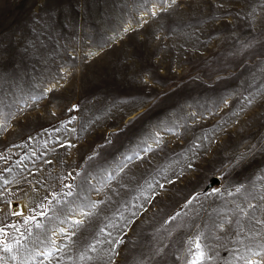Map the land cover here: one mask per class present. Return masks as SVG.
Segmentation results:
<instances>
[{
  "label": "rangeland",
  "instance_id": "374dc122",
  "mask_svg": "<svg viewBox=\"0 0 264 264\" xmlns=\"http://www.w3.org/2000/svg\"><path fill=\"white\" fill-rule=\"evenodd\" d=\"M0 124V264H264V0H0Z\"/></svg>",
  "mask_w": 264,
  "mask_h": 264
},
{
  "label": "snow or ice",
  "instance_id": "6c2138e0",
  "mask_svg": "<svg viewBox=\"0 0 264 264\" xmlns=\"http://www.w3.org/2000/svg\"><path fill=\"white\" fill-rule=\"evenodd\" d=\"M152 14L155 15L156 13L153 12ZM2 127H3V125L0 124V128H2ZM147 150H150V149H146V151ZM129 159H131V157H129ZM4 182L5 183H8V181H4ZM68 187H71V186H68ZM237 191H239V189H237ZM66 195L71 196L72 193L69 191L68 193H66ZM92 206L95 207L94 204ZM249 207H252V205H249ZM240 211L241 212H244V209H240ZM13 214H15V215H22V213H20V212H15ZM40 215H45V214L42 212V213H40ZM32 221H35V217L34 216L24 217V224L27 225V224H29ZM257 222L260 223V221H257ZM81 223H82V221H79V220L74 221V224L75 225H79ZM9 227L15 228V230L17 232L20 231V229L19 228H16L15 225H9ZM35 227L36 228H40V227H42V225L39 224V223H35ZM218 227L223 228V224L218 225ZM61 231H63V230L61 229ZM22 239H23V234L20 237H18V238L15 239L14 244L8 243L7 242V233L4 231V228L0 227V248H2V250L4 252H7V253H10L11 254L13 252V250H14V246L23 247V245L21 244ZM117 243H119V241H117ZM195 248H196V252L192 254V260L189 262V264H201V262L203 260H206L207 259L204 251L201 249V246H200V243H199V239H197L195 241ZM248 251L251 252L252 256H264V245H261L260 246V251L259 252L253 251L252 249H248ZM44 255L46 257L48 255H51V251H49L47 253H44ZM11 258L13 260L16 259L15 256H12ZM241 259H244L245 264H262L261 261H253V260L248 259L247 257H241Z\"/></svg>",
  "mask_w": 264,
  "mask_h": 264
},
{
  "label": "bare ground",
  "instance_id": "6f19581e",
  "mask_svg": "<svg viewBox=\"0 0 264 264\" xmlns=\"http://www.w3.org/2000/svg\"><path fill=\"white\" fill-rule=\"evenodd\" d=\"M24 210V203L21 201V202H18L16 203L13 207H12V212L15 213V212H20L22 213Z\"/></svg>",
  "mask_w": 264,
  "mask_h": 264
},
{
  "label": "water",
  "instance_id": "95a60500",
  "mask_svg": "<svg viewBox=\"0 0 264 264\" xmlns=\"http://www.w3.org/2000/svg\"><path fill=\"white\" fill-rule=\"evenodd\" d=\"M219 182L218 178H213L212 181L209 183L208 188L214 186L215 184H217Z\"/></svg>",
  "mask_w": 264,
  "mask_h": 264
}]
</instances>
